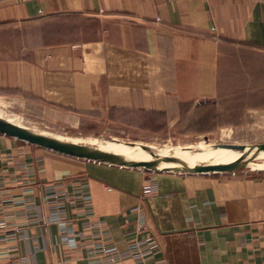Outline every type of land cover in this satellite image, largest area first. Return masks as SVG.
Returning a JSON list of instances; mask_svg holds the SVG:
<instances>
[{
  "label": "crops",
  "instance_id": "1",
  "mask_svg": "<svg viewBox=\"0 0 264 264\" xmlns=\"http://www.w3.org/2000/svg\"><path fill=\"white\" fill-rule=\"evenodd\" d=\"M246 66L262 91L264 3L0 0V104L49 118L193 124ZM44 149L0 134V264H264V171L156 173ZM149 237L160 251L136 261Z\"/></svg>",
  "mask_w": 264,
  "mask_h": 264
},
{
  "label": "rangeland",
  "instance_id": "2",
  "mask_svg": "<svg viewBox=\"0 0 264 264\" xmlns=\"http://www.w3.org/2000/svg\"><path fill=\"white\" fill-rule=\"evenodd\" d=\"M244 57L246 59L244 62L247 63L248 56L244 55ZM232 68V62H229L230 72ZM241 74L240 86L233 84L236 77L227 78L226 93L224 99L219 101V106L217 102H210L206 115L203 110V116L194 118L193 124L171 125L165 116H161L159 122L143 126L109 125L104 122L49 118L38 115L24 106L4 104H0V113L6 117L5 119L20 126L62 140L76 141L78 144H84V139L117 138L158 145L162 148L182 147L186 150L182 149L180 154L185 155L196 151V148L199 154L200 149L217 143L244 145L264 143V89L260 92L253 91L254 86L249 84L247 76V66L242 69ZM237 90L239 91L236 92ZM44 150L55 153L48 149ZM178 157L180 158L181 155ZM263 171H252L250 167H246L239 171L219 174L225 177L244 176L260 174Z\"/></svg>",
  "mask_w": 264,
  "mask_h": 264
},
{
  "label": "water",
  "instance_id": "3",
  "mask_svg": "<svg viewBox=\"0 0 264 264\" xmlns=\"http://www.w3.org/2000/svg\"><path fill=\"white\" fill-rule=\"evenodd\" d=\"M0 134L17 138L33 145L54 151L56 153L72 156L76 158L88 159L98 162L109 163L117 166L141 168L146 172H178L187 174H208V173H230L246 168L250 161L264 151V143L244 145L235 143H217L212 145L213 148H229L242 151V158L229 164L206 165L201 163H188L180 160L175 156H159L155 150L146 143L136 141L127 142L128 145H139L141 149L153 155V160L136 161L128 157L102 150L97 147L78 144L55 138L31 130L27 127L20 126L9 120L0 117ZM138 143V144H137ZM165 163L168 166H162Z\"/></svg>",
  "mask_w": 264,
  "mask_h": 264
},
{
  "label": "bare ground",
  "instance_id": "4",
  "mask_svg": "<svg viewBox=\"0 0 264 264\" xmlns=\"http://www.w3.org/2000/svg\"><path fill=\"white\" fill-rule=\"evenodd\" d=\"M0 117L6 118L2 113H0ZM73 142L77 143L76 141ZM127 142L129 141L119 140L117 138L84 139V145L97 147L102 150L110 151L117 154H122L131 160L148 161L154 159L152 154L141 149L139 145L132 146L128 145ZM149 146H151L155 150L156 154H158L159 156H175L179 158L178 156L181 155V157L179 158L180 160L192 164H229L242 158V151L240 150H234L229 148H213L212 145L206 147L205 149H200L199 154H197L199 150L196 148V151L187 153L185 155L180 154L182 149H185L182 147L162 148L158 145ZM162 166L168 165L163 163ZM247 167H250L252 171L264 170V151L256 155L250 161Z\"/></svg>",
  "mask_w": 264,
  "mask_h": 264
},
{
  "label": "built area",
  "instance_id": "5",
  "mask_svg": "<svg viewBox=\"0 0 264 264\" xmlns=\"http://www.w3.org/2000/svg\"><path fill=\"white\" fill-rule=\"evenodd\" d=\"M258 3H264V0H252ZM150 190H156L152 185ZM51 214H52V220L54 221H59L60 224L63 225L64 229L68 232L69 235L66 236L65 238V243L69 244L72 247H76L80 237H76L73 234L72 228L68 225V220L62 212L61 207L57 203H52L51 205ZM87 214L89 216H92L94 214L93 209L91 207L88 208ZM93 226L98 227V224L95 223ZM146 230V225L144 223H140L136 230L137 232H141ZM102 232H99L96 234V237H101ZM143 245L147 246V249L144 250L142 248ZM131 250H132V257L139 262H144L148 257L154 256L157 252L160 251V245L157 242L155 238L149 237L145 238L144 240H139L136 241L134 244L131 245ZM159 264H168L167 262H160Z\"/></svg>",
  "mask_w": 264,
  "mask_h": 264
}]
</instances>
